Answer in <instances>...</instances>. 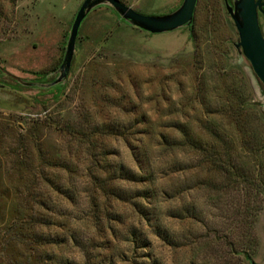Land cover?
I'll return each mask as SVG.
<instances>
[{
  "label": "rangeland",
  "instance_id": "rangeland-1",
  "mask_svg": "<svg viewBox=\"0 0 264 264\" xmlns=\"http://www.w3.org/2000/svg\"><path fill=\"white\" fill-rule=\"evenodd\" d=\"M84 1L0 0V264H264V84L226 1L165 33L101 4L57 82Z\"/></svg>",
  "mask_w": 264,
  "mask_h": 264
},
{
  "label": "water",
  "instance_id": "water-1",
  "mask_svg": "<svg viewBox=\"0 0 264 264\" xmlns=\"http://www.w3.org/2000/svg\"><path fill=\"white\" fill-rule=\"evenodd\" d=\"M228 13L234 19L239 32L238 48L245 56L264 84V33L260 23V13L264 15V0H225ZM110 4L129 23L151 33L171 32L191 25L198 0H184L174 12L165 15H150L137 11L121 0H85L74 20L68 38L61 74L57 82L65 79L72 67L80 28L88 13L101 4Z\"/></svg>",
  "mask_w": 264,
  "mask_h": 264
},
{
  "label": "trees",
  "instance_id": "trees-1",
  "mask_svg": "<svg viewBox=\"0 0 264 264\" xmlns=\"http://www.w3.org/2000/svg\"><path fill=\"white\" fill-rule=\"evenodd\" d=\"M230 2L233 3V0H230ZM0 11H1V9H0ZM192 24H193V22H192ZM192 24L191 25H186L183 28H189V27L192 26ZM213 154L214 155L216 154L214 163L217 164V168L219 170H221V171L223 170V172L226 174V176H225V184L223 185V188L231 187V185L233 183L234 184L235 183H240L241 180H242V183L244 181H247L248 179H251V181H254L253 178H248L250 176L253 177V175H250L249 173H245L242 170L241 167L235 166V164H233L232 162H230V163H228L227 161H226V163L223 162L221 160V158H219V156H218V154H217L215 149H213ZM223 164H224V168H223ZM133 175H134V173H133ZM133 175L128 172L127 178H129V180H133V178H134ZM227 176L230 177V178H227ZM219 186H221V183L219 184ZM234 248L236 249V246H234ZM240 252H244L245 256L247 257V259L250 262H253V259H252L251 255L249 254V252L247 250H241Z\"/></svg>",
  "mask_w": 264,
  "mask_h": 264
}]
</instances>
